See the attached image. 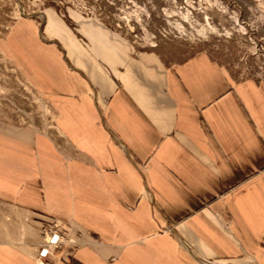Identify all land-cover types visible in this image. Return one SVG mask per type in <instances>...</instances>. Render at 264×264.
Returning <instances> with one entry per match:
<instances>
[{
  "label": "crops",
  "instance_id": "0c3cea01",
  "mask_svg": "<svg viewBox=\"0 0 264 264\" xmlns=\"http://www.w3.org/2000/svg\"><path fill=\"white\" fill-rule=\"evenodd\" d=\"M21 19L0 40L54 129L0 117V264H264V81L172 63L98 22Z\"/></svg>",
  "mask_w": 264,
  "mask_h": 264
},
{
  "label": "rangeland",
  "instance_id": "374dc122",
  "mask_svg": "<svg viewBox=\"0 0 264 264\" xmlns=\"http://www.w3.org/2000/svg\"><path fill=\"white\" fill-rule=\"evenodd\" d=\"M53 16L75 33L72 17L101 23L138 51L172 63L204 52L237 80L264 81V0H0V40L21 19L40 30ZM0 117L54 129L49 105L1 50Z\"/></svg>",
  "mask_w": 264,
  "mask_h": 264
},
{
  "label": "bare ground",
  "instance_id": "6f19581e",
  "mask_svg": "<svg viewBox=\"0 0 264 264\" xmlns=\"http://www.w3.org/2000/svg\"><path fill=\"white\" fill-rule=\"evenodd\" d=\"M61 221L54 220L50 224L49 229H45L42 233V243L35 261L38 264H50L49 256L54 252L61 250L65 243H68L67 237L70 234V228L63 226ZM45 256L43 258L42 256Z\"/></svg>",
  "mask_w": 264,
  "mask_h": 264
},
{
  "label": "built area",
  "instance_id": "2783aa9c",
  "mask_svg": "<svg viewBox=\"0 0 264 264\" xmlns=\"http://www.w3.org/2000/svg\"><path fill=\"white\" fill-rule=\"evenodd\" d=\"M42 257H43V258H45V256H44V255H43Z\"/></svg>",
  "mask_w": 264,
  "mask_h": 264
}]
</instances>
